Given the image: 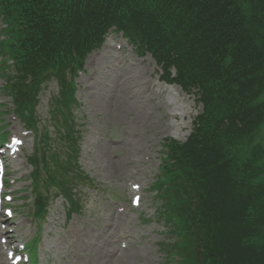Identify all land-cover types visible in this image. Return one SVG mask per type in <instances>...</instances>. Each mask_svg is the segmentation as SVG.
I'll use <instances>...</instances> for the list:
<instances>
[{"label":"trees","instance_id":"trees-1","mask_svg":"<svg viewBox=\"0 0 264 264\" xmlns=\"http://www.w3.org/2000/svg\"><path fill=\"white\" fill-rule=\"evenodd\" d=\"M0 19L3 89L25 124L35 125L40 90L56 80L42 166L70 207H78L67 186L76 169L58 162L51 142L74 152V75L115 30L201 106L184 142H164L152 182L169 235L162 248L179 264H264V144L255 143L264 123V0H0ZM30 164L34 190L37 156ZM37 197L41 221L48 200ZM29 250L35 261V242Z\"/></svg>","mask_w":264,"mask_h":264},{"label":"rangeland","instance_id":"rangeland-1","mask_svg":"<svg viewBox=\"0 0 264 264\" xmlns=\"http://www.w3.org/2000/svg\"><path fill=\"white\" fill-rule=\"evenodd\" d=\"M141 53L113 30L84 57L82 70L74 75L77 145L72 153L55 136L51 144L58 162L76 169V178L67 185L76 210L68 197L56 194L57 187H49L51 173L42 166L46 159L40 137L45 128L53 135L50 101L57 93L56 80L41 88L31 127L14 109L0 75V134L6 132L0 136V154L8 151L12 138L21 142L13 152L17 160L2 154L8 169L0 167L5 178L0 186V234L10 219L6 235L14 241L4 249L0 237V264H29L20 249L37 236L36 264L180 263L173 260L174 250L161 246L169 235L158 218L160 199L152 182L160 173L164 142H184L201 106L193 93L166 84L151 55ZM257 142L264 144V123L256 132ZM36 156L39 180L33 190L30 163ZM48 166L54 167L50 159ZM39 194L48 200L41 221L31 214ZM14 247L19 252L11 256Z\"/></svg>","mask_w":264,"mask_h":264},{"label":"bare ground","instance_id":"bare-ground-1","mask_svg":"<svg viewBox=\"0 0 264 264\" xmlns=\"http://www.w3.org/2000/svg\"><path fill=\"white\" fill-rule=\"evenodd\" d=\"M117 86V85H116ZM174 86V85H173ZM122 91H124L123 89H121V92ZM141 102H145V101H141ZM6 153V155L8 154V157H11L12 158V155L13 156H15V154H13L12 153V151L11 152H9V151H4V152H1V154H0V159H4L3 157H2V154H5ZM16 157V156H15ZM16 160H17V157H16ZM0 167L1 168H3V170H5L6 172H7V170H6V168L8 167V159H4V161L3 162H1V164H0ZM8 169V168H7ZM4 208V207H3ZM3 210V209H2ZM2 215V214H1ZM7 217V216H6ZM2 220H5V219H3L2 218ZM5 223V226L4 227H2L3 228V230H2V232H1V234H0V237L2 238V242H5V246H4V249L5 248H7L8 247V245H10V243H13V241H14V239L10 236H7L6 235V230L8 229L6 226L7 225H11V224H13V222L12 221H10V219H7V222H4ZM3 224V223H2ZM5 231V232H4ZM126 232V231H125ZM128 233V232H127ZM130 235V234H129Z\"/></svg>","mask_w":264,"mask_h":264}]
</instances>
